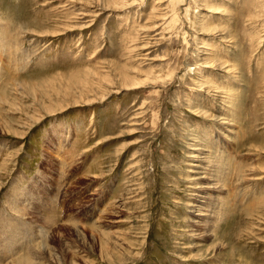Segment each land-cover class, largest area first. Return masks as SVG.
<instances>
[{
	"label": "rangeland",
	"instance_id": "rangeland-1",
	"mask_svg": "<svg viewBox=\"0 0 264 264\" xmlns=\"http://www.w3.org/2000/svg\"><path fill=\"white\" fill-rule=\"evenodd\" d=\"M1 93L0 264H264V0H0Z\"/></svg>",
	"mask_w": 264,
	"mask_h": 264
},
{
	"label": "bare ground",
	"instance_id": "bare-ground-1",
	"mask_svg": "<svg viewBox=\"0 0 264 264\" xmlns=\"http://www.w3.org/2000/svg\"><path fill=\"white\" fill-rule=\"evenodd\" d=\"M138 84H139V83H138ZM130 85H131V84H130ZM130 88L133 89V88H136V87L132 86V87H130ZM4 93H5V92H4ZM4 99H6V98H4V94L1 93V94H0V103H3V100H4ZM4 102H5V101H4ZM218 187H219V186H217V183H214V184H212V187H211V186L209 187V189H211V188H218ZM206 188H207V187H206ZM206 188L203 187V190H205ZM219 188H220V187H219ZM209 189H208V190H209ZM196 197H197V196H196ZM205 198H206V196H205ZM199 199L202 200V199H204V198L199 197ZM218 200H219V199H218ZM199 202H200V201H199ZM202 203L204 204V202L201 201V204H202ZM207 205H208V204H207ZM196 208H197L196 205L192 206V209H194V211L196 210ZM192 209H191V210H192ZM207 212H208V211H207ZM210 212H211V211H210ZM212 212H213V211H212ZM191 213L194 214L193 212H191ZM208 214H209V213H207V214H201V213H200V214H196V215H198L197 217H200V218H198V220L195 221L194 224L198 225L197 227H199V226L201 225L202 227L205 226L203 229H208L209 226H208L207 224H206V225H203V224L206 222V220H208V219L211 218V215H208ZM196 215H195V216H196ZM216 217H217V216H216ZM45 224H46V223H45ZM206 226H207V228H206ZM28 231H29V230H28ZM15 234H16V233H15ZM15 234H14V235H15ZM10 236H11V235H10ZM9 238H11V237H9ZM9 241H12V240H9ZM16 241H17V240H16ZM48 255H49V254H48ZM19 259H21V258H19ZM22 259H23V258H22ZM19 261H20V260H18V262H19ZM21 261H23V260H21ZM21 261H20V263H22ZM29 261H30L29 258H26V259L24 260V262L27 263V264L29 263ZM24 262H23V263H24ZM33 262H34V261H33ZM14 263H16V262H14ZM30 263H31V262H30Z\"/></svg>",
	"mask_w": 264,
	"mask_h": 264
}]
</instances>
